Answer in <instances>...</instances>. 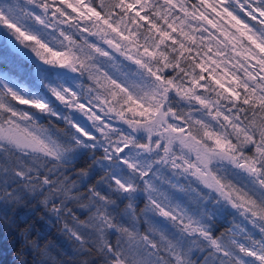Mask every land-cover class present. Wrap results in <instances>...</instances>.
<instances>
[{
  "label": "snow or ice",
  "instance_id": "6c2138e0",
  "mask_svg": "<svg viewBox=\"0 0 264 264\" xmlns=\"http://www.w3.org/2000/svg\"><path fill=\"white\" fill-rule=\"evenodd\" d=\"M0 43V203L68 264H264V0H0Z\"/></svg>",
  "mask_w": 264,
  "mask_h": 264
},
{
  "label": "trees",
  "instance_id": "16d2710c",
  "mask_svg": "<svg viewBox=\"0 0 264 264\" xmlns=\"http://www.w3.org/2000/svg\"><path fill=\"white\" fill-rule=\"evenodd\" d=\"M17 63L27 62L22 61L10 48L0 43V70L7 71ZM39 124L42 129L50 132H56L64 127L63 123L56 121L55 118L51 119V123L45 118ZM59 229L60 225L55 222V218H50L37 201L11 206L0 203V264H13L16 252L21 249H24L28 264H39L40 257L31 247L25 245V235L31 241H38L42 248H50V255L60 264H68L74 260L70 254L72 247ZM224 230L225 228L220 229Z\"/></svg>",
  "mask_w": 264,
  "mask_h": 264
},
{
  "label": "rangeland",
  "instance_id": "374dc122",
  "mask_svg": "<svg viewBox=\"0 0 264 264\" xmlns=\"http://www.w3.org/2000/svg\"><path fill=\"white\" fill-rule=\"evenodd\" d=\"M180 149H179V146H177V151H179ZM193 159H195V156H194V154H193Z\"/></svg>",
  "mask_w": 264,
  "mask_h": 264
}]
</instances>
